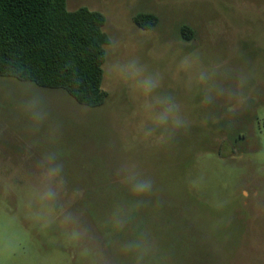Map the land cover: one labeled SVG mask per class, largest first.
Returning a JSON list of instances; mask_svg holds the SVG:
<instances>
[{"label": "rangeland", "instance_id": "1", "mask_svg": "<svg viewBox=\"0 0 264 264\" xmlns=\"http://www.w3.org/2000/svg\"><path fill=\"white\" fill-rule=\"evenodd\" d=\"M82 7L105 15L103 31L122 41V59L139 57L163 75L160 91L181 104L187 127L166 145L145 140L139 102L103 66L108 98L96 108L32 83L50 109L44 129L58 126L59 142H46L42 130L39 147L29 150L35 138L18 107L22 83L0 76V264H129L119 252L124 237L109 244L100 225L114 202L129 199L114 174L127 160L154 182L140 219L168 264H264V0H67L69 11ZM138 14L155 15L156 26L138 28ZM189 53L205 66L249 75V99L238 113L205 108L188 90L176 65ZM209 114L218 122L205 124ZM54 149L65 154L68 191H83L69 208L79 238L41 219L31 177L40 154Z\"/></svg>", "mask_w": 264, "mask_h": 264}, {"label": "clouds", "instance_id": "2", "mask_svg": "<svg viewBox=\"0 0 264 264\" xmlns=\"http://www.w3.org/2000/svg\"><path fill=\"white\" fill-rule=\"evenodd\" d=\"M121 46L120 39L107 38L100 57L105 71L111 78L127 86L133 98L139 102L147 120L140 128L142 137L157 145H166L181 129L187 127L182 106L173 95L160 91L164 77L159 71L150 69L136 56L122 59L119 56ZM65 68L70 69L72 65L66 64ZM13 72L19 73L17 79L23 75L16 66ZM176 73H184L186 87L189 91L195 89L201 95V105L205 108L219 104L227 116L238 113L248 102L246 89L249 75L243 69H233L224 64L205 66L199 56L189 53L180 57ZM73 80L79 84L77 77L74 76ZM21 83L18 107L26 118V130L35 138L28 145L29 150L39 147L42 130L46 142L58 144L59 127L44 129L50 117L46 97L30 81L24 79ZM209 120L216 123L219 117L209 114L203 122L207 124ZM64 156L58 149L42 152L35 162L32 186L36 199L45 210L41 219L45 222L50 219L58 221L71 235L79 238L81 232L76 227L79 219L69 208L83 196V191H68ZM114 174L118 183L126 189L129 199L114 202L108 215L100 222L105 240L111 244L114 237L123 236L119 252L129 260V264H168V254L140 219L147 198L155 194L153 180L147 178L139 164L132 160L120 163Z\"/></svg>", "mask_w": 264, "mask_h": 264}, {"label": "trees", "instance_id": "3", "mask_svg": "<svg viewBox=\"0 0 264 264\" xmlns=\"http://www.w3.org/2000/svg\"><path fill=\"white\" fill-rule=\"evenodd\" d=\"M134 22L142 30L156 26L152 14H138ZM103 13L82 7L67 9V0H0V76L28 80L41 88L60 89L78 104L104 105V62L100 59L108 36ZM190 40L189 27L181 29ZM72 68L66 69L65 65ZM23 75L13 72V67ZM79 84H75L73 77Z\"/></svg>", "mask_w": 264, "mask_h": 264}]
</instances>
